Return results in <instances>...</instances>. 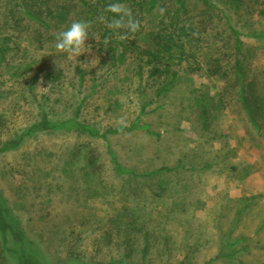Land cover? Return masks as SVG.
I'll use <instances>...</instances> for the list:
<instances>
[{
    "label": "rangeland",
    "instance_id": "rangeland-1",
    "mask_svg": "<svg viewBox=\"0 0 264 264\" xmlns=\"http://www.w3.org/2000/svg\"><path fill=\"white\" fill-rule=\"evenodd\" d=\"M213 26L222 28L216 19ZM244 41L252 67L263 69L264 41L248 37ZM52 60L60 64L58 59ZM60 60L65 70L62 83L45 80L44 66L40 70L38 64L31 72L16 73L12 68L0 74V142L37 120L40 105L52 117L64 118L84 101L81 117L101 130L119 126L121 119L127 126L137 119L152 130L133 128L111 137L124 165L141 172L163 166L167 171L153 177L151 183L146 178L134 183L114 177L102 139L63 132L31 138L19 149L0 154V190L23 217L28 234L38 238L39 228L47 230L54 223L64 226L68 216L76 218L70 226L82 243V261L106 262L116 253L117 238L106 237L116 231L112 220L118 212L130 211L140 215L141 230L149 233L151 264H264V137L249 122L234 87L220 97L217 92L223 89L222 80L184 74L175 88L157 97L152 80H140L124 69L111 75L105 69L99 71L96 84L87 73L84 85L77 86L74 65L88 66L90 62L67 55ZM37 70L40 77L32 85L31 76ZM201 87L217 93L213 123L208 128L193 113V95ZM72 143L101 158L105 177L99 196L87 202L85 193L71 197L59 183L60 188L51 191L25 180L28 186L24 185L25 171L34 167L29 160L32 151L44 146L57 151ZM161 180L165 181L163 188ZM135 185L134 195L130 187ZM141 235L139 232L130 245L141 247ZM236 237L243 240L237 248L244 250L233 257L237 259L227 260L222 257V245ZM46 253L55 261L63 257ZM127 262L141 264L137 253Z\"/></svg>",
    "mask_w": 264,
    "mask_h": 264
},
{
    "label": "trees",
    "instance_id": "trees-1",
    "mask_svg": "<svg viewBox=\"0 0 264 264\" xmlns=\"http://www.w3.org/2000/svg\"><path fill=\"white\" fill-rule=\"evenodd\" d=\"M111 3L129 9L141 22L140 30L128 32L127 40L117 38V32L123 34L125 29L110 30L98 19L101 15L109 21L113 18V13L105 11ZM161 8L165 9L163 15ZM215 19L222 28L213 26ZM73 21L90 23L85 41L90 51L77 57L90 63L88 66L78 62L74 65L77 86L84 85L87 73L96 84L99 71L105 69L103 71L111 75L124 69L140 80L145 77L152 80L154 95L161 97L175 88L184 74L216 78L224 84L222 91L217 92L220 97L230 86L234 87L240 107L246 111L258 134L264 137V68L252 67L244 41V37L264 41V0H0V74L12 68L16 73L31 72L38 64L39 68L44 66L45 80L62 83L65 70L60 58L67 54L56 53L55 35ZM52 58L58 59L60 64ZM39 77L37 70L30 83L35 84ZM195 92L193 113L203 127L208 128L213 123L217 93L212 94L207 87L197 88ZM83 103L80 101L74 114L64 118L52 117L49 110L40 105L37 120L17 136L0 142V154L17 150L29 139L44 134L72 133L86 139H102L106 143L114 177L128 178L134 183L146 178L151 183L153 177L164 171L165 175L167 168L164 166L141 172L124 165L111 145L113 135L140 127L151 133L149 126L139 124L136 119L130 126L101 130L81 117ZM29 160L34 167L23 175L26 186L25 181L51 191L54 187L60 188L59 183L67 187L71 197L85 193L87 202L101 193L99 186L105 177L103 164L91 149L80 148L75 143L62 145L57 151L44 146L32 151ZM160 185L165 187V181L161 180ZM137 189L136 185L130 187L134 195ZM3 195L0 190V264H128V258L136 253L141 264H151L149 233L141 230L142 221L137 212H118L113 218L116 231L106 233V237L111 241L117 238L116 253L106 262L86 263L81 259L84 256L82 243L75 235V228L70 226L76 218L68 216L64 226L54 223L51 227L48 225L47 230L39 228L35 234L38 238H35L28 234L15 205ZM43 219L49 223L47 218ZM139 232L142 245L135 248V244H130ZM230 241L222 245V257L235 260L237 258L233 257L244 250L237 248L243 240L236 237ZM47 251L63 257L55 261Z\"/></svg>",
    "mask_w": 264,
    "mask_h": 264
},
{
    "label": "clouds",
    "instance_id": "clouds-1",
    "mask_svg": "<svg viewBox=\"0 0 264 264\" xmlns=\"http://www.w3.org/2000/svg\"><path fill=\"white\" fill-rule=\"evenodd\" d=\"M106 12L113 13V18L109 21L104 15L98 17L101 23L113 31L125 29L123 34L117 32V38L121 41L128 39V32L136 33L140 30L141 22L132 16L129 9H126L119 3L108 4L105 8ZM164 8L160 9L163 15ZM118 16L119 18H116ZM127 18V19H125ZM90 23L88 21H73L66 29L59 31L55 35L54 47L56 53L67 54L69 59H77L82 53L90 51L86 48L85 41L89 36ZM107 43V41L105 42ZM121 128L126 127V121L121 119L118 121Z\"/></svg>",
    "mask_w": 264,
    "mask_h": 264
},
{
    "label": "bare ground",
    "instance_id": "bare-ground-1",
    "mask_svg": "<svg viewBox=\"0 0 264 264\" xmlns=\"http://www.w3.org/2000/svg\"><path fill=\"white\" fill-rule=\"evenodd\" d=\"M16 161V160H15Z\"/></svg>",
    "mask_w": 264,
    "mask_h": 264
}]
</instances>
